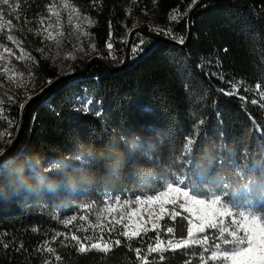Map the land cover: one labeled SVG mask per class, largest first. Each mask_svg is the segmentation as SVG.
<instances>
[{
    "label": "trees",
    "instance_id": "obj_1",
    "mask_svg": "<svg viewBox=\"0 0 264 264\" xmlns=\"http://www.w3.org/2000/svg\"><path fill=\"white\" fill-rule=\"evenodd\" d=\"M19 1L33 18L53 3ZM65 1L90 18L101 63L89 68L79 59L72 73L63 74L36 53L30 73L41 91L22 109L7 107L19 127L11 161L0 167V264H142L135 249L147 254L155 242L152 230L130 241L117 231L111 237L119 246L86 254L71 237L83 240L87 211L110 196L151 195L145 184L176 177L199 185L205 194L198 198L224 192L223 201L238 205L233 212L264 221V0L207 2L191 26L199 0ZM177 8L190 11L171 26ZM144 11L152 23L171 26L174 37L161 39L144 28L152 40L143 54L132 59L130 53L128 67L116 71L128 54L127 44L119 47L116 40ZM5 13L7 20V8ZM7 34L0 30V44L11 43ZM235 82L259 86L263 98L226 95ZM85 95L99 116L79 111L78 98ZM14 138L0 135V142L9 149ZM188 138L193 143L185 155ZM182 217L160 225L174 227L179 239L186 236ZM160 237L169 238L163 231ZM186 251H168L163 262L152 253L149 264H200L199 247L195 255Z\"/></svg>",
    "mask_w": 264,
    "mask_h": 264
},
{
    "label": "rangeland",
    "instance_id": "obj_2",
    "mask_svg": "<svg viewBox=\"0 0 264 264\" xmlns=\"http://www.w3.org/2000/svg\"><path fill=\"white\" fill-rule=\"evenodd\" d=\"M199 1L201 3L203 0ZM10 3L18 5V7H15L9 13V16L18 14L20 20L16 21L13 19L15 22L12 21V35L18 43L13 44L11 42L10 44H4L11 50L12 54L3 53V58L0 59V102H2L0 103V134H2L1 136L4 140L13 136L15 137L16 134L14 133L18 129L17 127H19L17 122L10 117L7 107H21V105L24 107L27 102L41 91L38 88L39 86L35 77L30 73V64L34 62L36 53L57 65L63 74L72 73L74 71L73 65L78 63L79 59H86V63H88L102 57V52L96 49L91 34L92 22L90 18L69 2L65 0H53L52 5L46 12L35 18L28 16L21 1L10 0ZM189 11V8L185 9V16H187ZM9 16H7V19ZM41 17L44 18L43 25L41 24ZM25 18L28 21L27 24L24 23ZM171 26L173 25L171 24ZM171 26L163 27L152 23L144 11V13L137 15L131 20L130 24L125 28V36L122 39H117L116 42L119 43V47L127 44V48L132 53V59H136L143 54L146 46L152 40V36L144 28L153 29L158 37L169 36L173 38ZM161 29L170 31L172 35L158 34ZM49 33H51V36H49ZM141 40L144 41L143 44L140 43ZM134 47L138 49L135 52H133ZM116 49L117 47H112L109 52L113 53ZM0 52H3L2 48H0ZM17 57H20V59H17ZM4 69H8V71H4ZM21 73L23 75H20ZM233 88L238 89L236 96H239L241 92H248L249 94H253L255 98H263L260 87L251 88L242 82H235L229 92ZM10 97L13 99H10ZM88 98L90 97L87 95L78 98L79 111L87 114L100 112L99 107L93 100L91 110L88 112L83 110V103ZM255 101L258 103L256 99ZM0 153L3 154L0 155L1 167L11 161L9 149L2 142H0ZM117 196L120 197L118 210L108 213L105 210L107 205L110 203L116 207L115 197ZM136 197L122 198L119 195L110 196L102 207L87 211L82 231L86 232V235L92 236L93 240H98V234L103 231L104 240L101 241V244L105 245L107 250H109L114 243L112 242L113 238L111 235L115 236L117 231L122 233L125 230L130 231L132 228L141 225L151 230L153 222L161 224L164 220L170 218L167 212L171 211H178L181 215L185 214L190 218L191 214L183 211L178 206L173 207L168 205L166 206V214L163 219H157V216L153 214L159 213L158 206L136 204ZM125 199L130 201V204L127 206L123 204ZM97 210H100V215H98Z\"/></svg>",
    "mask_w": 264,
    "mask_h": 264
},
{
    "label": "snow or ice",
    "instance_id": "obj_3",
    "mask_svg": "<svg viewBox=\"0 0 264 264\" xmlns=\"http://www.w3.org/2000/svg\"><path fill=\"white\" fill-rule=\"evenodd\" d=\"M195 2V0H194ZM67 6V5H65ZM18 5L10 3V0H0V30L6 31L8 34L6 36L7 41L17 44L18 42L12 35L13 29V19L16 21L20 20V16L17 14L15 16H9L7 20L5 17V8L8 12H11ZM186 15V13L181 14ZM180 16L172 15L171 20L177 23L180 22ZM44 18L41 17V24L43 25ZM25 24L28 23L25 18ZM163 33L164 35H172L168 30H159L158 34ZM51 36V33H49ZM178 42L180 44L184 43V39L179 38ZM144 43L143 40L140 42ZM0 48L3 52H0V59L3 58V53H9L11 50L0 44ZM108 48L111 50L112 44H108ZM137 48H133V52L137 51ZM142 50V49H140ZM23 51V49H21ZM20 59V57H17ZM8 71V69H4ZM20 75H23L21 73ZM259 87V86H257ZM223 91V90H222ZM238 92L237 88H233L230 92H225L226 95H236ZM30 98V97H29ZM10 99H13L10 97ZM241 99H244L241 97ZM2 103V102H0ZM93 101L88 98L83 103V110L88 112L91 110V105ZM256 103V101H253ZM23 105H21V108ZM95 115L99 116L100 112H95ZM200 124L203 121L199 122ZM2 135V134H0ZM10 135V133H9ZM193 140L191 138L187 139V144L184 149L185 155L191 152ZM190 163V161H186ZM158 185V186H157ZM145 188L154 194L145 196H137L135 198L136 204L143 205H157L159 208V213H154L157 219H163L166 214V206L171 205L173 207L178 206L185 212H188L189 217H182L186 220V236H182L179 239H175L174 233L175 228L168 226L162 228L157 222H153L151 225V230L156 233L154 237V243L148 244L146 249V255L141 257V249L136 248L135 252L138 258L142 259V264H149L148 255L156 253L158 259L163 262L165 260V253L168 251L175 252L176 250H181L183 254L187 255L186 250L191 249L193 255H195V249L199 247V261L200 264H264V221L260 217H257L252 213H245L244 211L233 212L232 208L238 207L234 202L223 201L222 197L225 195L224 192H211L208 194V198H198L205 193L199 188V185L192 182L188 177L180 178L176 177L174 180H163V182L152 181L145 184ZM190 192L192 193L190 195ZM116 207L112 206L110 203L106 207L108 213L118 210L120 204V197H115ZM182 201V202H181ZM125 206L130 204L128 199L123 201ZM98 215H100V210H97ZM172 221H176L181 213L178 211L167 212ZM225 217H229L228 222H225ZM148 228L146 226H137L132 228L130 231L125 230L121 233L127 240H132L134 238H141L142 233L147 234ZM87 231V229H85ZM110 231V229H109ZM164 232L169 238L165 241L160 237L161 232ZM98 240H93L92 236L85 235L83 240L75 234L72 235L71 239L75 242L77 251L80 254H86L88 251L97 249L102 251H107V247L101 244L104 240L103 231L99 234ZM67 239V236L65 237ZM210 240L212 241L210 245ZM89 242V243H85ZM116 246H119L121 241H114ZM4 247H8L7 244ZM48 252H53L52 248H47ZM207 253V255H205ZM57 260L60 259L59 256L56 257ZM190 264V261L188 262Z\"/></svg>",
    "mask_w": 264,
    "mask_h": 264
},
{
    "label": "water",
    "instance_id": "obj_4",
    "mask_svg": "<svg viewBox=\"0 0 264 264\" xmlns=\"http://www.w3.org/2000/svg\"><path fill=\"white\" fill-rule=\"evenodd\" d=\"M219 1H222V0H203L201 3H199V4L194 8V10L192 11V13H191V15H190V17H189V24H190V26H191V24H192V17H193V14L195 13V11H196L199 7H201L203 4H205V3H207V2H219ZM159 38L164 39L163 37H159ZM184 46H185V44L182 45V47H184ZM129 47H130V46H129ZM130 58H131V57H130V49L128 48V54H127V56H126V59H125V61H124V64H123L120 68H118L116 71H121V70L126 69V68L128 67V65H129V63H130ZM100 63H101V61H100L99 59H95V60H93V61H91V62L89 63L88 67L91 68L92 66H94V65H99ZM49 89H50V88L46 89L43 93H41V94L38 96V98H40L41 96H43L47 91H49ZM17 136H18V133L16 134V136H15V138H14V140H13V142H12L10 148H9V156H11V154H12L13 148H14L15 143H16Z\"/></svg>",
    "mask_w": 264,
    "mask_h": 264
},
{
    "label": "built area",
    "instance_id": "obj_5",
    "mask_svg": "<svg viewBox=\"0 0 264 264\" xmlns=\"http://www.w3.org/2000/svg\"><path fill=\"white\" fill-rule=\"evenodd\" d=\"M183 13H185V9H184V10H181L180 8H177L175 11H173V12L171 13L170 17H169V25H171V24H172V25L177 24V22L171 20V16H172V15L180 16V17H181L180 20H181L183 17H185V15H182V16H181V14H183Z\"/></svg>",
    "mask_w": 264,
    "mask_h": 264
},
{
    "label": "clouds",
    "instance_id": "obj_6",
    "mask_svg": "<svg viewBox=\"0 0 264 264\" xmlns=\"http://www.w3.org/2000/svg\"><path fill=\"white\" fill-rule=\"evenodd\" d=\"M0 155H3L2 153H0Z\"/></svg>",
    "mask_w": 264,
    "mask_h": 264
}]
</instances>
